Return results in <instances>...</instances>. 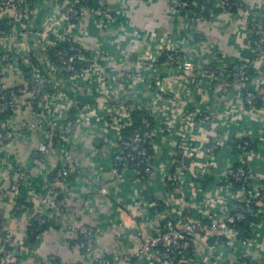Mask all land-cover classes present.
<instances>
[{
    "label": "built area",
    "instance_id": "built-area-1",
    "mask_svg": "<svg viewBox=\"0 0 264 264\" xmlns=\"http://www.w3.org/2000/svg\"><path fill=\"white\" fill-rule=\"evenodd\" d=\"M168 3L189 22L192 16L210 20L223 13L236 18L245 31L248 57L231 62L220 52H209L208 57L204 36L189 23L181 28L180 36L164 35L154 50L122 52L112 34L116 26L124 24L125 15L111 0H0V171L8 169L16 175L7 186L0 181V200L9 197L11 213L17 217V198L29 185L28 167L35 169L52 159L57 161L51 180L76 178L79 170L71 152L82 136L80 125H91L94 118L100 128L98 135L109 128L120 133L110 161L116 178L131 170L138 182L133 196L138 225L132 226L138 245L118 258L98 254L100 229L74 218L70 208L57 198L59 192L54 191L29 218L38 226L50 222L73 234L67 244L85 258L74 264H221L227 257L224 248L237 255L239 264H264L248 253L257 245L256 226L264 220V177L255 174L242 156L235 166L228 164L222 171L217 170L214 160L220 150L239 147L244 151L253 146L250 138L230 139L222 130L225 125H238L242 115L264 120V9L252 0ZM86 15L106 34V47L89 49L80 43L77 36ZM107 57L112 62L108 65L116 66L108 76L100 63ZM129 63L137 68L128 67ZM157 69L178 70L184 79L191 76L195 86L162 74L149 85V99L135 97L127 104L128 90L145 84L147 70ZM207 84L210 104L199 108L193 102L190 106L191 95L204 91ZM75 88L104 91L108 99L86 101ZM232 91L239 94L238 109L215 110V101ZM114 94H121L122 100L114 101ZM136 108H143L146 114L138 119L137 130L122 136L133 124L131 114ZM161 128L175 131L176 145L169 160L157 158V132ZM30 136H37V155L31 164L15 162L9 166L1 157L2 151ZM156 179L165 187L164 194L150 199L145 192L153 195L150 182L154 184ZM208 181L212 185L206 188L203 183ZM109 184L101 193H107ZM119 211L127 213L123 208ZM247 218L255 220L244 230L240 223ZM27 237L26 231L18 237L15 221L6 225L0 264H7L18 249L25 250L30 244ZM34 256L41 264H69L55 254Z\"/></svg>",
    "mask_w": 264,
    "mask_h": 264
},
{
    "label": "crops",
    "instance_id": "crops-1",
    "mask_svg": "<svg viewBox=\"0 0 264 264\" xmlns=\"http://www.w3.org/2000/svg\"><path fill=\"white\" fill-rule=\"evenodd\" d=\"M252 1L259 9H264V0ZM111 3L122 7L125 15L124 24L116 26L112 34V38L122 52H137L143 48L154 50L156 43L164 35L180 36L181 28L189 23L191 29L204 36L208 57H211L210 53L220 52L224 54L226 62H231L249 55L245 31L241 23L228 13L220 14L210 20L192 16L193 19L189 22L188 19H181L174 13L168 0H111ZM78 37L80 43L89 49H93L95 46L106 47V34L102 28L94 25L88 15L84 18ZM100 63L104 69L107 68L106 76L115 71L116 66H110L112 62L109 57L101 58ZM128 67L137 68L134 63H129ZM162 74H168L169 77L179 80L180 83L185 82L192 87L195 86V83L190 79L191 76L184 79L182 77L184 74L178 70H147L145 84H135L128 90V98L132 100L137 97L142 101L149 99L151 93L148 89L149 85L154 82L156 76ZM262 77L264 79V75ZM75 89L76 94L86 101L108 99V95L104 91L98 93ZM209 90L210 85L207 84L201 93L194 92L191 95L190 106L193 102L199 108L210 104ZM113 99L119 102L122 100V96L114 94ZM214 106L215 110H228L231 107H233L232 110H237L239 106L238 92L232 91L225 99H217ZM91 122V125H80L82 136L77 139V144L71 152L79 170V175L76 178L63 182L51 180L57 161L52 159L47 163H41L35 169L28 167L26 185H29L24 186L20 194L28 206L20 214H17V217L11 213L12 203L9 197L0 200V246L3 229L6 225L15 221L16 233L18 237L22 238L33 210L38 208L47 195L58 191L61 201L70 208L74 218L100 229V234L96 239L98 254L107 258H118L122 253L132 252L137 247L138 238L132 226L138 225L133 198L138 182L131 170H125L122 178H116L110 165L113 146L120 138V133L114 128H109L102 135H98L100 128L95 125L94 118ZM222 130L230 139L237 140L243 137L250 138L254 142L251 148L244 151L239 147H235L233 151H218L214 159L217 170H224L228 164L235 163L239 156H242L255 174L264 177V120L258 121L253 114L242 115L238 125L228 124ZM200 131L198 130V136H200ZM211 131L210 128L206 136ZM157 135L160 146L157 158L158 160H169L176 145L175 131L161 128L158 129ZM36 139L37 136H30L29 139L16 141L2 151V159L9 166L15 162H21L26 166L30 165L31 159L37 155ZM8 171V169L0 171L2 186L9 185L16 178L14 173ZM4 175L7 177L4 178ZM108 183L110 184L107 186V193H101L100 189ZM150 183L153 196L156 198L163 196L165 187L159 184V179H156L154 184ZM255 184L258 185L259 180L256 179ZM119 208L125 209L127 213L120 214ZM256 227L259 232L257 245L254 248H249L248 253L258 260L264 261V220ZM72 237L73 234L68 230L48 227L37 236L33 244H27L24 247L25 250L18 249L16 256L11 257L7 264H41L35 258V253L43 256L55 254L59 260L69 264L83 262L85 261L83 255L78 250L71 249L67 244V240ZM26 248L29 250L26 251ZM224 249V255L226 253L227 257L222 260L221 264H239L237 255L232 256L226 248ZM21 251L23 252L21 253Z\"/></svg>",
    "mask_w": 264,
    "mask_h": 264
},
{
    "label": "trees",
    "instance_id": "trees-1",
    "mask_svg": "<svg viewBox=\"0 0 264 264\" xmlns=\"http://www.w3.org/2000/svg\"><path fill=\"white\" fill-rule=\"evenodd\" d=\"M90 6H92V4H90ZM250 72H251L250 74H252V71H250ZM145 114H146V111L143 108L134 109L132 111V114H131L132 115V119H133V124L123 131L122 136H125L126 134H129V133L133 132L134 130H137L139 128V126H140V123H139L138 119L141 116L145 115ZM234 146H237V142L235 143ZM248 148H251V146L247 147V149ZM235 165H236V162L234 163V166ZM211 185H212L211 181L203 183V186L206 187V188H209ZM149 190H150V188H149ZM145 193H146V197H148L150 199L154 198L153 195H149V192H145ZM57 198L59 200H61L60 194L58 195ZM17 202L20 204V207H19V209L17 211V214H20L28 206V204H26V202L23 201L22 197H18L17 198ZM252 220H255V219L254 218H247L245 221L240 223V227L242 229H244V230H247V228L249 226V223ZM51 225L52 224L50 222H47V223H44L42 226H38L36 222H34L31 218H29L27 226H26V233H28V237H27L28 242L30 244H33L35 239H36V233H41L44 229H46L48 227H51ZM53 227H56V226H53Z\"/></svg>",
    "mask_w": 264,
    "mask_h": 264
},
{
    "label": "water",
    "instance_id": "water-1",
    "mask_svg": "<svg viewBox=\"0 0 264 264\" xmlns=\"http://www.w3.org/2000/svg\"><path fill=\"white\" fill-rule=\"evenodd\" d=\"M134 102V100H131V99H129V100H127L126 101V103H128V104H132ZM184 161L187 163L188 162V159L187 158H184ZM172 170V169H171ZM11 256L12 257H15L16 256V252H13L12 254H11Z\"/></svg>",
    "mask_w": 264,
    "mask_h": 264
}]
</instances>
